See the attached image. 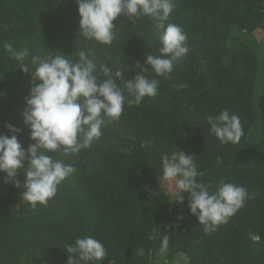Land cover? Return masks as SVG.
Segmentation results:
<instances>
[{
  "label": "trees",
  "instance_id": "16d2710c",
  "mask_svg": "<svg viewBox=\"0 0 264 264\" xmlns=\"http://www.w3.org/2000/svg\"><path fill=\"white\" fill-rule=\"evenodd\" d=\"M179 252L264 264V0H0V264Z\"/></svg>",
  "mask_w": 264,
  "mask_h": 264
},
{
  "label": "rangeland",
  "instance_id": "374dc122",
  "mask_svg": "<svg viewBox=\"0 0 264 264\" xmlns=\"http://www.w3.org/2000/svg\"><path fill=\"white\" fill-rule=\"evenodd\" d=\"M243 38L249 42H256L257 46H261L262 35L257 32L253 36L244 35ZM164 175L161 178V185L170 197H176L182 190L183 181L178 176L175 165L172 161H166L164 163Z\"/></svg>",
  "mask_w": 264,
  "mask_h": 264
},
{
  "label": "water",
  "instance_id": "95a60500",
  "mask_svg": "<svg viewBox=\"0 0 264 264\" xmlns=\"http://www.w3.org/2000/svg\"><path fill=\"white\" fill-rule=\"evenodd\" d=\"M177 264H188L187 258L181 252L177 253Z\"/></svg>",
  "mask_w": 264,
  "mask_h": 264
},
{
  "label": "built area",
  "instance_id": "2783aa9c",
  "mask_svg": "<svg viewBox=\"0 0 264 264\" xmlns=\"http://www.w3.org/2000/svg\"><path fill=\"white\" fill-rule=\"evenodd\" d=\"M174 164V163H173ZM176 168V167H175Z\"/></svg>",
  "mask_w": 264,
  "mask_h": 264
}]
</instances>
